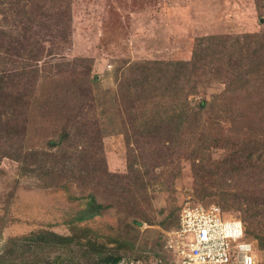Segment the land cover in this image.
Returning <instances> with one entry per match:
<instances>
[{
    "label": "rangeland",
    "instance_id": "obj_1",
    "mask_svg": "<svg viewBox=\"0 0 264 264\" xmlns=\"http://www.w3.org/2000/svg\"><path fill=\"white\" fill-rule=\"evenodd\" d=\"M58 1L0 0V264L83 255L21 241L39 231L101 246L78 264L170 258L164 244L186 204L227 218H240L232 202L251 208L264 235V184L229 160L250 132L230 121L246 94L264 130V70L232 94L222 77L233 43L264 47V0ZM198 55L181 95L164 87L170 73L158 70ZM89 199L109 207L75 222Z\"/></svg>",
    "mask_w": 264,
    "mask_h": 264
},
{
    "label": "trees",
    "instance_id": "obj_2",
    "mask_svg": "<svg viewBox=\"0 0 264 264\" xmlns=\"http://www.w3.org/2000/svg\"><path fill=\"white\" fill-rule=\"evenodd\" d=\"M63 0H59L58 2H61ZM248 37V36H247ZM246 38V37H245ZM212 39V38H209ZM264 47L262 46L261 48L257 49L255 48H248L246 46H240L238 47V43H233V50L237 53L236 55H231V63L228 65L224 66V73L222 75L223 79L225 80L226 84V93L232 94V88H234L235 84L238 82L241 84H250V80H247V78L256 72H260V70H264V62L259 60V63H257V60H255L254 56L261 55L262 49ZM205 51L209 52L210 47H206L204 49ZM263 56V55H261ZM200 56H193V58L189 62H175L173 64H165V69L162 68V70H158L157 74H164L166 72L170 73V79L165 82L164 87L169 89L172 87V85H175V94H182V88L183 86L190 80L191 75H194L195 72L199 69L198 67V59ZM202 58V57H201ZM261 62V63H260ZM204 66V65H203ZM202 66V67H203ZM212 66H210L209 70L211 69ZM205 69V66H204ZM207 69V67H206ZM208 70V71H209ZM208 71H204L203 74L205 75L208 73ZM232 76L230 75V72ZM146 75V74H145ZM235 76V77H233ZM237 83V84H238ZM239 85V84H238ZM248 91V90H247ZM254 92V90L252 91ZM175 95V96H176ZM233 96V95H232ZM245 106L240 113L239 116H233L231 118V122L234 123H240V124H245L247 130H250V132L244 134L241 136L239 143L244 142L243 146L241 148H238L235 150L232 154L231 157L229 158L228 155H225V160L229 158V160L232 159L233 156H236L237 159L240 160L237 161L236 165H240L241 167H234L237 173H239L242 177H249L250 179L253 180H258V182L261 184H264V130L260 126H257L255 124L253 115H254V110L255 107L258 105L255 103V98L252 94H246L245 96ZM147 98V96H146ZM179 98V97H178ZM178 100V99H176ZM256 125V127L253 129V127ZM221 138H215L214 140H219ZM195 152V151H194ZM242 195H239L240 200L244 201L247 196L244 192H239ZM219 196V199L227 205V197L230 195L226 192H219L216 194ZM235 197V195L233 196ZM207 206V205H204ZM233 208L239 211L240 213V220L243 224L244 227V237L247 241L251 242L252 244L257 243L259 247L264 248V235H261V230L256 227L255 223V215L252 213L251 208H244L243 210L237 207L233 202L231 204ZM109 207L103 206L96 204L93 199H89L85 203V208L80 209L76 213V218L75 222L81 223L85 220H88L92 218L93 216L99 215L100 211L104 208ZM251 207V206H250ZM222 212V211H221ZM223 214V212H222ZM224 215V214H223ZM177 224H178V219H177ZM177 226V225H176ZM249 237L252 238L249 239ZM82 238V237H81ZM84 240L86 239V234H84ZM25 240V242L30 243H37V247H41L42 245L48 246V247H56V248H62L66 252L68 251V254H72L74 252L75 248H78L77 250L82 252V254L74 256V257H69V259L65 260L67 262L73 263V261H76L74 264L80 263V261L87 256V251H96L98 253V249H100L101 246H97L96 244L93 243V239L89 238L85 240L84 242L81 243L80 237H78L77 234H72L69 236H63V235H58L53 232H44V231H39V232H33L30 233L27 237L21 238V241ZM13 243V245H12ZM15 240H11V247L15 246ZM11 249L7 247L6 253L9 254ZM121 257H126L130 259H141L145 261H149L155 258L151 259H142L139 257H130V256H106L101 258L100 256L97 257V260L94 261L95 264H108V263H115L117 262L118 259ZM157 258H162L157 257ZM259 260V259H258ZM260 261V260H259ZM93 263V261H92ZM35 264V263H34ZM37 264H56L55 262H51L49 259L42 260L38 262ZM60 264H63L60 262Z\"/></svg>",
    "mask_w": 264,
    "mask_h": 264
},
{
    "label": "built area",
    "instance_id": "obj_3",
    "mask_svg": "<svg viewBox=\"0 0 264 264\" xmlns=\"http://www.w3.org/2000/svg\"><path fill=\"white\" fill-rule=\"evenodd\" d=\"M164 250L170 258L149 261L121 257L108 264H264L244 237L239 218L224 217L216 205L186 204L169 232Z\"/></svg>",
    "mask_w": 264,
    "mask_h": 264
}]
</instances>
